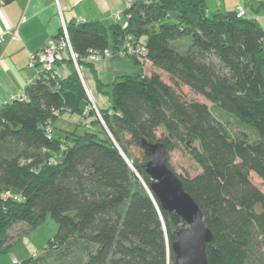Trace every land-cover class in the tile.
Here are the masks:
<instances>
[{
    "label": "trees",
    "instance_id": "trees-1",
    "mask_svg": "<svg viewBox=\"0 0 264 264\" xmlns=\"http://www.w3.org/2000/svg\"><path fill=\"white\" fill-rule=\"evenodd\" d=\"M125 12L127 26L67 24L79 64L94 73L108 107L96 108L74 68L65 76L43 72L25 99L0 108V252L52 219L58 229L46 254L12 264H51V257L57 264H175L172 245L186 223L163 209L146 171L152 153L144 141H161L214 234L209 264H264V191L252 180L255 173L264 183V28L247 12L209 13L206 0H133ZM185 37V50L174 45ZM127 41L145 44V60L171 82L145 73L131 54L137 72L103 81L87 60L90 49L116 52ZM184 86L214 110L187 98ZM215 109L244 129L233 133ZM64 112L78 115L84 130L54 135ZM181 148L200 167L196 175L171 165L170 153ZM20 224L28 228L14 238Z\"/></svg>",
    "mask_w": 264,
    "mask_h": 264
},
{
    "label": "crops",
    "instance_id": "crops-1",
    "mask_svg": "<svg viewBox=\"0 0 264 264\" xmlns=\"http://www.w3.org/2000/svg\"><path fill=\"white\" fill-rule=\"evenodd\" d=\"M132 1L0 0V108L12 94L22 96L25 93L28 83L41 71L40 68L29 66L30 54L46 46L51 39L57 38L64 25L77 22L78 19L113 22L112 14L125 11ZM206 2L209 13L236 11L242 5L249 17L257 20L261 14L264 15V12L258 11L264 0H206ZM65 63L55 66L61 76L69 74L74 69L73 63ZM85 67L87 71L83 72L82 79L90 96L100 108L108 107L109 100L98 92L94 73L89 67ZM94 67L103 81L102 72L105 71L109 75L110 81L105 82H111L126 74L128 72L126 68H130H125L122 64L120 66L115 56L95 62ZM134 72L137 71L134 70L132 73Z\"/></svg>",
    "mask_w": 264,
    "mask_h": 264
},
{
    "label": "rangeland",
    "instance_id": "rangeland-1",
    "mask_svg": "<svg viewBox=\"0 0 264 264\" xmlns=\"http://www.w3.org/2000/svg\"><path fill=\"white\" fill-rule=\"evenodd\" d=\"M257 21L264 28V15L263 14H261V16H259ZM188 42H189L188 38L185 37V38H182V39L174 42L175 43L174 45H177L180 49L185 50L187 48ZM76 53L78 54V52H76ZM114 56L119 61L120 66L122 64V66L125 68L130 67V68H126V69H128L127 73H132L134 70L138 71V69L141 68L139 65H137L134 62V60L132 58H130L128 56L113 55L111 57H114ZM111 57H109V58H111ZM120 57H122V58H120ZM79 59H80V57L78 54V58H77L78 69H77L76 65L74 64V61H73V64H74L73 66H74V68L77 69V71L79 72V74L82 77L83 72L87 71V70L85 69L86 68L85 64H79ZM106 59H108V58H106ZM139 61L145 63L144 69H145V73H147L148 75L154 71H157V69L153 65H151L149 60H142V61L139 60ZM57 62L65 63L66 61H64V62L57 61ZM91 62H93V61H91ZM132 68L134 70H132ZM157 72H160L162 77L166 81L171 82L168 73H166L163 70H159V69ZM101 76L104 79V81H110V80H108L109 75L105 71L102 72ZM183 91H184L185 95L187 96V98L197 99V100L206 102L210 107H212L213 104L210 101L206 100L201 95L195 94L188 87L184 86ZM96 108L101 109L98 106V104H96ZM212 109L214 110L213 107H212ZM215 111L217 112V115L222 120L228 122L229 127L231 128L233 133H240L241 130L244 129V128H242V126L240 124H238L236 122V120L233 117H229L225 113H222L216 109H215ZM54 127H55L54 135L62 136V137L67 133L66 131H74L75 129H77V131H83L84 130V127L78 126V115L72 114L69 112H64L58 118V120L54 123ZM247 131L249 132L250 135H252V136L254 135L250 130H247ZM135 153L138 155L139 151H135ZM170 162H171V165L174 167L175 171H177V173H179L181 175L194 176L200 171V167L198 166V164L191 158L189 153L186 150H184L183 148L174 150L170 153ZM252 180L264 191L263 180L261 178H259L255 173H252ZM18 228H21L23 230L24 229L27 230L28 227L26 224H20L19 227L15 228L13 230L14 238H17V236H18V231H19ZM57 229H58V225L52 219H48L46 221V223H44L38 227H35L33 229H30L26 233L25 238H22L21 240L17 241L16 243H13L9 247L8 252L0 253V264H5V263L8 264L9 262H10V264H12V261L14 258L17 260V262L20 263L24 258L33 255L35 252H37V256H40L42 254H46L45 252L47 250H45V245L47 244L48 240L52 236L55 235ZM13 241L14 240H11V242H13ZM48 262L51 264H57L56 260L52 257H51V259L48 260Z\"/></svg>",
    "mask_w": 264,
    "mask_h": 264
},
{
    "label": "water",
    "instance_id": "water-1",
    "mask_svg": "<svg viewBox=\"0 0 264 264\" xmlns=\"http://www.w3.org/2000/svg\"><path fill=\"white\" fill-rule=\"evenodd\" d=\"M144 144L152 153L146 165L153 179L151 189L163 209L180 215L186 223L178 230V239L172 245L175 264H209L206 248L214 240V234L206 225L200 206L186 191L179 175L168 166L166 145L161 141Z\"/></svg>",
    "mask_w": 264,
    "mask_h": 264
},
{
    "label": "built area",
    "instance_id": "built-area-1",
    "mask_svg": "<svg viewBox=\"0 0 264 264\" xmlns=\"http://www.w3.org/2000/svg\"><path fill=\"white\" fill-rule=\"evenodd\" d=\"M130 6L131 3L128 4V8ZM237 12L240 16L246 15V9L242 5L237 8ZM128 18L129 15H127L125 11H117L112 14V19L116 22L122 21L124 26H127ZM123 19H125L124 22ZM77 22H86V20L78 19ZM148 52V48L145 44L136 41H127L123 43L116 52L110 48H106L104 50L90 49L87 60L97 62L113 55L126 56L127 54L135 55L140 60H145L148 57ZM77 58L78 54L73 48L68 28L64 25L63 34L60 37L51 39L46 46L30 54L29 66L41 69L34 79L40 77L43 72H50L54 76H61L55 68L58 63L57 61L64 62L72 60L78 69ZM16 99H25V94L20 97L16 94H12L4 105L9 104ZM11 195L12 194L10 192L7 193V196ZM15 262H17V260H15Z\"/></svg>",
    "mask_w": 264,
    "mask_h": 264
}]
</instances>
